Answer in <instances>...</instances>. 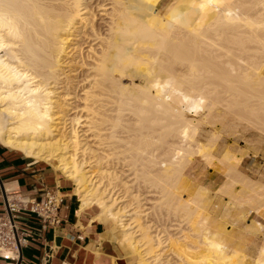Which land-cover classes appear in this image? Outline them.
<instances>
[{
	"label": "bare ground",
	"instance_id": "bare-ground-1",
	"mask_svg": "<svg viewBox=\"0 0 264 264\" xmlns=\"http://www.w3.org/2000/svg\"><path fill=\"white\" fill-rule=\"evenodd\" d=\"M159 2L0 0V143L54 162L75 182L81 209L98 208V220L110 224L104 239L123 241L127 257L139 233L150 248L134 264H158L159 235L140 211L124 212L110 182H94L83 159L89 148L81 143L97 126L128 127L112 144L115 155L137 163L132 184L159 189L168 204L175 188L187 192L176 206L209 248L195 264H264V240L252 256L246 237L264 226L241 225L264 216V179L239 167L263 155L264 0H172L164 10ZM71 93L82 97L68 102ZM115 108L120 114H107ZM195 158L218 165L224 182L216 192L232 190L229 198L188 175ZM245 192L254 193L250 211L240 208ZM1 253L18 257L6 246Z\"/></svg>",
	"mask_w": 264,
	"mask_h": 264
},
{
	"label": "crops",
	"instance_id": "crops-1",
	"mask_svg": "<svg viewBox=\"0 0 264 264\" xmlns=\"http://www.w3.org/2000/svg\"><path fill=\"white\" fill-rule=\"evenodd\" d=\"M55 165L0 143V214L5 212L6 196L26 201L17 215V222L28 232L20 264H134L135 256L126 257L119 244L103 238L110 224L98 220V208L81 209L73 181ZM202 165L197 164L192 171L201 185L212 191L215 181L203 179L207 169ZM215 186L217 190L220 187ZM50 188L65 195L58 224L44 223L30 210L31 203L40 200ZM254 219H246L241 225L254 229L260 222L264 226V222ZM246 237L252 242L248 254L256 255L264 240V227L259 232H248ZM18 260L19 257L13 260L0 253V264H17Z\"/></svg>",
	"mask_w": 264,
	"mask_h": 264
},
{
	"label": "rangeland",
	"instance_id": "rangeland-1",
	"mask_svg": "<svg viewBox=\"0 0 264 264\" xmlns=\"http://www.w3.org/2000/svg\"><path fill=\"white\" fill-rule=\"evenodd\" d=\"M171 1L172 0H160L158 6L161 8V10H164L165 6L169 4ZM67 68L66 70H68ZM72 74L73 73L69 75H72ZM140 80H142V83L145 82L144 78H140ZM129 81L130 80H128V84H131V82ZM77 97L75 96V94L71 93V95L68 96V98H66L65 100L72 98L68 100V102L69 101L74 102L75 100L81 99L82 96L79 95ZM115 109H116L115 111H108L107 114H113V115L120 114V111H117V108ZM126 109H132V108L126 107ZM83 114L82 112L79 113L80 116ZM113 124L114 125L105 123V125L102 124L103 126L102 125L97 126L95 134H97L98 137L96 135L94 137H89V138L87 137V140H83L81 143L82 145H85V143L88 142L87 148H89V150L85 152L86 155H84L83 156L84 158L83 157L82 158L85 160V161L83 160L84 162H87L85 164L87 169L94 170L93 171L94 175L92 174L93 181L98 182L101 178L100 182L105 183V185L109 184L110 182V184L107 186L108 187L107 191L111 194L110 196H112L113 198L119 197L118 201L121 200V202L119 203V207L123 206L124 212H127V213H130L131 211H133V209H135L136 211H140L143 217L142 219H140L141 223L146 224L148 225V227H150V231H152V235H157V234L159 235L157 236L158 237L157 239L160 240L159 242L160 245L158 246V248H156L157 252L155 251V253L152 254L159 259L158 264H195L196 262L200 263L204 258L207 257L209 253L208 252L209 248L208 246H205L207 245L205 240L201 239L202 237L200 238L201 235L192 231V228H191L192 226L190 227V222H188L189 218L187 217L188 218L187 219L186 217H184L185 215L184 210H183L184 212L183 213L184 215H183L181 213L182 210L179 208V206L178 208L176 206V202H178V200L180 201L181 199L186 197L185 196V194L187 193L186 190L179 188V187L175 188L173 197H171L172 202L168 204L166 201L167 198H166L165 193L162 191H159V189L146 187L145 185H142V184L140 185L136 180L134 183L135 185L132 184L131 181H133L134 178L137 176V174L140 173L141 171L139 170L137 163L134 162V159L132 161L130 158L128 159L124 158L125 156H121L120 154L115 155L116 151H114L115 150L113 147L114 145L112 144V142L115 140L113 138L115 134L114 132L116 131L124 132V131H128V129L130 128L117 126L116 123L114 122ZM130 125H133V124H130ZM78 127H79L78 129L79 131L83 129L81 126H78ZM80 134H82V132H80ZM101 135H103L104 137L103 136L101 137ZM107 135L111 136L112 138L109 136L107 138ZM116 135L123 136L120 133ZM203 140L205 141L204 138H202V141ZM241 140H242L241 144L242 145L245 144L243 142L244 139H241ZM224 149H225V146L223 144L220 146V148L218 147L216 154L220 156L221 154L220 152H222ZM80 155L82 154H79V156ZM97 155L99 158L102 157V159L100 158V162L98 166H96L97 165L96 163ZM261 156L263 155L247 156L241 161L240 166H239L243 172L247 174L249 173V175L253 179H256L259 181H261V179L262 180L264 179L263 178L264 177V156L263 157ZM166 157H168L169 159V155L168 156L166 155ZM82 158L80 157V160ZM124 159H127V160L124 161ZM162 160L161 162L165 163L164 162L165 159L164 161ZM127 161L129 162L127 163ZM191 163H193L191 164L193 168L197 167L196 166L197 164H203L202 167H205V169H207L203 175V179H205L206 181H211V182L215 181V185H221L224 182V179L222 175L220 174L221 170L217 164L208 167L203 161L199 160L198 158H195L194 161ZM100 167L101 169H105L104 173H106V175L105 174L101 175V173L103 172H99ZM135 168L138 169V172L135 170ZM134 172H137V174L135 175ZM153 175H156V174H153ZM188 175L193 179H197V176L192 171V168L189 169ZM172 176L169 175V176H164V177L172 178ZM146 177H147L146 179L150 177L148 180H150V182H153L154 179L153 180L151 179L153 178V176L151 177L150 175ZM155 177L159 178L158 176H155ZM173 177H175V179H178L180 177V174L174 175ZM175 179L172 178L171 180L173 181ZM207 183H210V182H207ZM73 184H74L73 186L75 190L76 186H75L74 181H73ZM132 185L134 186L132 187ZM215 185L213 186V190L210 192V194L219 195L223 197L224 199L229 198V196L233 194L232 190H227V189L216 192L217 187ZM253 196H254V193L251 194L249 192L247 193L245 192L244 195L241 194L239 196L238 199L240 201L241 211L251 210L250 206L253 205V202L255 200ZM179 209L181 210L180 212H179ZM254 217L264 222V216L261 214L253 215L251 217H248L247 219H251ZM129 223H132V221L131 222L129 221ZM229 228L231 229L232 226H230ZM136 235L137 236H134L135 238L132 240V242L136 244L134 246L136 249L137 248L138 249L136 250L134 254L127 256V257L135 256L136 262H137L138 258L142 257L143 255L147 253V251H149L148 248L150 247L147 244H144L146 242V239L142 238L143 236H139V233ZM152 235H149V237H151ZM121 245H124L123 241H121L120 246ZM243 264H251V263L246 262Z\"/></svg>",
	"mask_w": 264,
	"mask_h": 264
},
{
	"label": "built area",
	"instance_id": "built-area-1",
	"mask_svg": "<svg viewBox=\"0 0 264 264\" xmlns=\"http://www.w3.org/2000/svg\"><path fill=\"white\" fill-rule=\"evenodd\" d=\"M64 200L65 195L58 189H46L40 200L31 203L30 210L38 214L44 223L58 224L61 221L60 208ZM7 201L9 211L6 207L5 212L0 214V253L1 247L6 246L17 250L19 257V241L23 248L27 240L28 232L17 222V215L24 209L26 201L9 196L7 197ZM4 257L9 258L7 256ZM18 257H11L10 259L15 260Z\"/></svg>",
	"mask_w": 264,
	"mask_h": 264
},
{
	"label": "water",
	"instance_id": "water-1",
	"mask_svg": "<svg viewBox=\"0 0 264 264\" xmlns=\"http://www.w3.org/2000/svg\"><path fill=\"white\" fill-rule=\"evenodd\" d=\"M5 203H6V207L8 208L7 196H6V199H5ZM8 211H9V208H8ZM19 251H20V255H19V260H18V263L17 264H20L21 263L22 255H23V248L21 246L20 241H19Z\"/></svg>",
	"mask_w": 264,
	"mask_h": 264
}]
</instances>
